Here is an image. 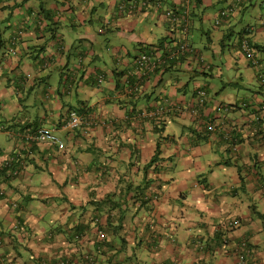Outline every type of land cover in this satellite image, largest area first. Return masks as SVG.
Wrapping results in <instances>:
<instances>
[{
	"label": "crops",
	"instance_id": "obj_1",
	"mask_svg": "<svg viewBox=\"0 0 264 264\" xmlns=\"http://www.w3.org/2000/svg\"><path fill=\"white\" fill-rule=\"evenodd\" d=\"M129 1L141 0H0V264H237L243 243L247 264H264V100L189 83L209 76L198 59L214 65L204 54L239 26L264 69V0H202L186 35L169 31L163 10L118 13ZM165 38L187 40L199 58L141 77L140 50ZM161 105L185 110L138 114ZM71 112L86 123L66 131ZM42 127L63 150L27 140Z\"/></svg>",
	"mask_w": 264,
	"mask_h": 264
},
{
	"label": "built area",
	"instance_id": "obj_2",
	"mask_svg": "<svg viewBox=\"0 0 264 264\" xmlns=\"http://www.w3.org/2000/svg\"><path fill=\"white\" fill-rule=\"evenodd\" d=\"M123 5L127 6L128 2H125ZM194 6V0H183V7H182V18L183 22L179 19V17L176 15H172V11L169 9L164 11V15L167 19H170V22H175L178 28L182 29L181 35H186L188 34V28H189V18L188 15L191 12V9ZM133 7V5L131 6ZM160 7V5L158 6ZM137 9L133 7L131 10ZM229 14V10H223L217 14V17L226 18ZM179 15V14H178ZM216 17V20L218 19ZM182 22L181 25H179ZM219 23V20L216 21L215 25ZM176 26V27H177ZM176 32V31H175ZM178 33V32H177ZM180 35V33H178ZM181 41V42H180ZM175 40L173 43H169L164 46L165 51L164 53L166 55H163V52H160L158 55L154 56H147V55H142L140 58H138L137 64L139 65H145L147 68L149 67V71L153 72L156 70L163 62L165 63L166 58L174 61L178 59L179 57L190 53V48L188 46V42L185 40ZM174 44V46H173ZM241 50L245 54L246 59L251 63L252 66L255 68H258V56L256 50H254L249 43L246 40H243L241 43ZM160 54L163 56V58L160 56ZM164 59V60H162ZM207 69L209 68L208 66L206 67ZM101 82V81H99ZM134 89V87H132ZM135 90V89H134ZM196 98V106L204 107V105L208 102V96L207 92L205 89H198L195 97ZM220 109L228 112L231 107L227 105L220 106ZM185 110V107L180 106V105H172L166 109L165 105L161 106H156L153 110L151 111H144L140 115V117L143 118H148V119H155L156 117H159V115L165 113V112H170V113H180ZM260 111L264 112V104L260 106ZM86 122L85 120L79 116L77 112H71L65 119V121L62 124V129L66 131H73L77 128H80L82 125H84ZM206 124V129L208 132H214L216 129V125L214 124L213 120H210V122H205ZM27 140L31 143L35 144H44V143H51L54 145H57L60 149L64 148V144L60 141V139L54 134V130L50 128H39L35 132L30 133L27 135ZM0 195H3V192L0 190ZM239 221L236 220L232 222L230 225L232 226H239ZM1 245V241H0ZM243 251L238 254L237 257V264H247L246 259L248 256V251L246 250V243H243L242 245Z\"/></svg>",
	"mask_w": 264,
	"mask_h": 264
},
{
	"label": "rangeland",
	"instance_id": "obj_3",
	"mask_svg": "<svg viewBox=\"0 0 264 264\" xmlns=\"http://www.w3.org/2000/svg\"><path fill=\"white\" fill-rule=\"evenodd\" d=\"M258 2L261 3L262 0H258ZM257 12L258 15L259 13H264V11L259 8L257 9ZM247 19L248 17L246 18V20ZM145 22L147 23V26L152 28L153 31H155L158 35L160 34V30L158 28H155L156 21L152 20L151 18H146L144 20V23ZM239 29L240 26L234 30L235 34L227 38V41L224 43V46L216 40L212 43L213 46L211 48L210 53L209 50L208 53L204 52L206 60H210V62H212L214 65L210 64L207 61L205 62L206 64L209 63L212 66L211 71H206V74L209 75L208 77H205L202 74H190L192 76L191 80H189L191 87H193L195 84L201 85L205 82H209L211 85H214L218 88V95L224 99H227L226 95L227 97L233 96V99H235L236 97L241 98L244 97V95H250L251 93L256 92L258 93V96L264 100V95L262 94V92H264V87H262L261 83L254 77L251 80L247 79V74H253L254 71L258 72L259 68L249 67V63L245 60L248 64L247 66L245 61L240 58V50L237 47V40L239 37L237 31H239ZM238 57L240 58L239 62H241V70L239 69L240 71L234 69L235 61L236 59H238ZM227 65L231 67L232 70L229 71V67ZM217 74V77L212 76H216ZM195 78L196 80L194 81ZM226 105H233V103H227ZM0 141L2 142V144L7 145L4 136H0Z\"/></svg>",
	"mask_w": 264,
	"mask_h": 264
},
{
	"label": "trees",
	"instance_id": "obj_4",
	"mask_svg": "<svg viewBox=\"0 0 264 264\" xmlns=\"http://www.w3.org/2000/svg\"><path fill=\"white\" fill-rule=\"evenodd\" d=\"M245 0H235V5L233 6V7H236V6H238V5H242L243 4V2H244ZM201 4H202V0H194V6H193V8L191 9V12H190V14L188 15V18H189V20H190V16H191V14H192V10H194V9H196L198 6H201ZM133 5V7H135V8H137V9H133V10H131L133 7H131ZM160 5V7H158ZM143 8V9H146V8H148L149 9V7L151 8V9H158V10H163V12L165 11V10H167V9H169L170 11H172V15H174L175 13H176V15L179 17V19L183 22V18H182V15H178V9H180V7H181V9H182V7H183V0H182V3L180 4V7L177 9L174 5H172V4H169L168 5V2H167V0H141V1H129V3H128V5L127 6H125V5H118V7H117V11H118V13H120V14H126V15H129V16H132L135 12H138L139 10H138V8ZM232 7V5L231 6H228L227 8H224V9H222V10H220L219 12H221V11H223V10H229V14H228V16L226 17V18H223V20H221L222 18L221 17H217L218 19L217 20H215V22L214 23H216V21H218L219 20V23L217 24V25H215V26H219L224 20H226L227 18H229L231 15H232V13L234 12V8ZM165 16V15H164ZM166 18V17H165ZM167 19V18H166ZM167 21L168 22H170V19H167ZM182 22L179 24V25H181L182 24ZM175 22H170V29H169V31L171 32V33H175V31H177V30H180V28H178L179 26H177L176 24H174ZM190 23V22H189ZM191 24V23H190ZM190 24H189V28H188V32H189V29H190ZM177 26V27H176ZM181 31H182V29H181ZM241 34H240V32L238 33V36H240ZM230 37V36H229ZM176 40V39H175ZM174 40V41H175ZM243 40H246L248 43H249V45L254 49V50H256V52H257V56H258V68H259V70H258V72L256 73V75H257V78L259 79V81L260 82H263V86H264V69L263 68H260L261 67V59H260V57H259V50H258V48H257V46H255V45H253L249 40H247V39H240L239 37H238V40H237V47H239V50H240V52L242 53V55L244 56V58L246 59V57H245V54L242 52V50H241V43L243 42ZM187 41V40H186ZM185 41V42H186ZM181 42V41H180ZM188 42V41H187ZM166 43H167V38H165L163 41H162V43H161V46H158V45H156V46H145V47H143L140 51H141V54H140V56H138V58H140L142 55H147V56H154V55H158L160 52H163V55H166L165 53H164V51H165V48H164V46L166 45ZM188 46H189V48H190V53H187V54H185V55H183V56H181V57H179L178 59H176V60H174V61H171V60H169V59H167L166 58V61H165V63L163 62L156 70H154L153 72L151 71H149V67L147 68L145 65H139L138 66V64H137V61H138V58L136 59V62H135V69H136V71H137V73L139 74V75H141V77H143V78H148V77H150V76H153V75H158V74H162V73H165L166 71H168V70H173V69H175V67L176 66H178V64L179 63H181V62H184L187 58V56H190V55H193L194 53H195V55H196V57L197 58H199V56H198V53H197V51L188 43ZM160 56L163 58V56L160 54ZM162 60H164V59H162ZM199 60V63L202 65V68H203V71L205 72L204 74H206V71H211V67L207 64L206 66H205V62L203 61V60H200V59H198ZM246 61L249 63V67H252V68H255L254 66H252L251 65V63L246 59ZM204 65V66H203ZM209 67L208 69L206 68V67ZM102 79H103V77L102 76H99L98 77V82L99 81H102ZM138 90V88L137 87H135V91L134 92H136ZM229 107H230V105H228ZM232 107V106H231ZM154 108H152V110H153ZM148 112L149 111H151V110H147ZM138 114H142V112L140 113H138ZM80 116V115H79ZM81 117V116H80ZM65 121V120H64ZM63 124V123H62ZM85 125V124H84ZM84 125H82V126H84ZM81 126V127H82ZM54 134L57 136V134H56V132H54ZM58 137V136H57ZM59 138V137H58ZM60 139V138H59ZM61 141V140H60ZM62 142V141H61ZM35 144V143H34ZM49 144H51V143H49ZM52 145H54V144H52ZM59 150H63V149H60L57 145H55ZM8 162V164H6L5 165V168L7 169L8 168V171H6L5 169H2L1 170V174L2 175H7V176H9L10 177V175H13V173L14 172H11V171H13V170H11L10 171V162L9 161H7ZM11 172V173H10ZM1 197H2V195H0ZM112 209H114V208H112ZM243 251V249L241 248V250H240V252L239 253H241ZM238 253V254H239ZM237 257H238V255H237Z\"/></svg>",
	"mask_w": 264,
	"mask_h": 264
}]
</instances>
